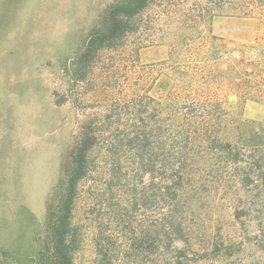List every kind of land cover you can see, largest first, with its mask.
I'll return each instance as SVG.
<instances>
[{
  "label": "rangeland",
  "instance_id": "obj_1",
  "mask_svg": "<svg viewBox=\"0 0 264 264\" xmlns=\"http://www.w3.org/2000/svg\"><path fill=\"white\" fill-rule=\"evenodd\" d=\"M111 1L0 0V264H29L35 256L49 197L67 170L83 118L118 115L122 119L111 131L127 132L128 116L114 111L116 103L136 95L157 97L159 75L178 57L182 37L196 36L178 25V15L160 13L191 7L192 0H154L142 29L120 49L103 52L86 82L70 86L64 59L82 48ZM211 31L240 40L244 29L238 20L216 18ZM262 114L256 102L242 107L247 120L258 121ZM98 147L72 213L79 240L74 264H101L102 253L128 264L138 253L130 240L134 223L156 226L165 213L159 166L134 187L130 180L113 179L110 160ZM121 154L127 160L129 147L122 146ZM135 189L145 193V202L134 209ZM240 204L236 184L210 185L180 209L189 228L187 241L179 244L181 264H264V215L247 213ZM170 251L161 250L159 257L167 259Z\"/></svg>",
  "mask_w": 264,
  "mask_h": 264
},
{
  "label": "trees",
  "instance_id": "obj_2",
  "mask_svg": "<svg viewBox=\"0 0 264 264\" xmlns=\"http://www.w3.org/2000/svg\"><path fill=\"white\" fill-rule=\"evenodd\" d=\"M192 1L191 7L174 12L160 10L167 18L178 15V25L195 30L196 36L182 37L178 57L159 75L157 97H123L114 105V111L128 116L127 132L111 131L122 119L118 115L83 118L67 170L49 197L44 236L29 264H74L79 240L72 213L78 186L91 171L90 156L99 145L110 160L113 179L130 180L134 187L136 180L159 166L165 213L156 226L134 223L130 240L138 253L128 264H181L184 250L179 244L187 241L189 228L180 209L207 186L236 184L240 209L264 215V0ZM153 8L154 0L108 3L82 48L64 59L69 85L86 82L101 54L120 49L142 29L143 17ZM216 18L240 21L244 29L240 40L212 34ZM175 47L169 48L170 54ZM248 101L263 107L260 120L242 116ZM122 146L131 151L127 160L118 155ZM133 191L135 209L144 204L145 193ZM163 249L171 250L167 259L159 257ZM101 255V264L119 263Z\"/></svg>",
  "mask_w": 264,
  "mask_h": 264
}]
</instances>
